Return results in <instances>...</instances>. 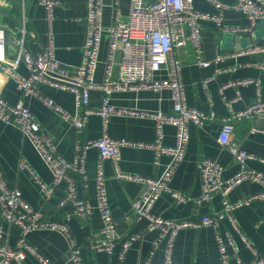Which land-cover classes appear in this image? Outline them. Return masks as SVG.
Returning <instances> with one entry per match:
<instances>
[{"label":"crops","instance_id":"0c3cea01","mask_svg":"<svg viewBox=\"0 0 264 264\" xmlns=\"http://www.w3.org/2000/svg\"><path fill=\"white\" fill-rule=\"evenodd\" d=\"M62 5L55 10V17L51 23L54 34L56 57L71 65L80 64L83 59V44L86 32L87 0H61ZM234 4L235 0H220ZM104 22L113 23L115 13L120 10L123 18H127L131 0H104ZM195 7L201 11L215 13L217 9L210 0H194ZM0 13L3 15L0 22L8 34V42L12 43L17 33V24L21 16L25 15L26 42L34 53L43 52L48 42L49 23L46 19V9L37 0H0ZM248 15L240 10H228L223 13L222 27H217L215 21L205 20L201 24L204 51L202 58L213 61L207 66L197 63V56L190 42L178 47L175 56L182 64V77L186 86L187 102L191 107L205 112H215L216 120H210L201 128L190 124V140L186 155L178 165L172 180L174 190L186 193L192 199L201 194V179L198 163L206 158H217L224 166L223 175L230 178L241 169V163L228 147H224L218 136L221 131L222 118L231 114L232 109L237 111L251 105L255 99L254 85L241 87V96L234 101L232 108L226 104V99L237 96L236 88L222 86L230 81L241 78H255L260 80L264 97V72L256 66L237 67L229 70L236 61L255 60L264 64V52H255L247 56H238L236 59L215 62L218 52L236 51L230 41H223V33L233 30L251 31L252 35L240 36L241 49L252 44L264 45V20L258 21L252 28ZM225 30H224V28ZM228 29V30H226ZM110 35L104 33L100 50V63L96 77L101 81L105 71V59L109 48ZM119 57V54L118 56ZM19 72L29 75L24 65H20ZM208 81V90L203 87V81ZM38 89L45 96L54 99L68 113L84 114L83 107L75 106L72 93L60 90L50 85L38 84ZM0 94L8 101L15 103L22 99L25 105L33 111L43 129L52 137L58 151L68 160H72L76 145L88 139L101 136L107 132L114 138H127L137 141L153 142L156 138L155 122L152 119L113 115L105 124L102 116L93 114L89 116L87 126L78 131L65 117L64 111L53 110L43 101L34 96L26 95L19 90L15 81L7 76L0 79ZM103 93L99 89L91 92L90 106L99 107L102 104ZM111 102L120 107L141 110H164L172 108L169 90L161 93L152 90H137L116 92L111 95ZM234 131L231 144L242 149L264 156V117L243 118L234 121ZM256 129V131H254ZM163 144L174 146L176 144V129L166 125ZM100 159L99 150L91 148L88 151L87 169L90 181L86 185L81 176L73 173L77 192L80 198L88 200L92 205L97 204L96 183L94 176ZM28 162L40 178L48 185H53V174L44 159L40 156L32 142L25 137L21 129L0 118V164L11 184L20 188L25 199L41 213L47 221L63 220L69 214L67 223L71 238L75 239L80 249L84 264H119V253L122 242L136 233H144L143 238L133 243L126 255V264H145L152 249V241L157 236L154 231L147 232L148 221L137 219L132 204L144 191L145 186L133 180L117 177L115 165L105 160L107 174V189L109 202L114 219L119 225L120 237L113 255L98 252L90 247V240L102 236V220L97 209L89 218L77 217L72 204L62 205L61 202L67 194L66 183L55 187L51 196H47L36 184L32 175L20 168L21 161ZM120 170L123 173L139 174L143 176H160L167 168L170 157L162 155L157 157L156 151L149 147L123 146L121 148ZM248 168L260 170L264 174V163L251 160ZM264 190V184L250 179L244 180L229 192L231 201L256 194ZM224 194L217 192L212 199L203 201L200 205L193 200L177 203L170 193L162 194L156 201L153 212L172 220L200 219L205 214L218 213L224 208ZM234 217L239 229L249 237L252 244L264 254V200H258L235 209ZM0 222L5 226L6 240L14 246L16 242L25 237L40 253L49 257L54 264H75L71 259V245L68 236L54 229H35L24 235L21 227L5 223L0 209ZM219 229L229 233L235 241L240 257L245 261L253 259V253L247 247L241 234L234 229L229 218L222 219ZM164 247L162 244L156 251L150 264H164ZM175 264H220L219 248L215 239V231L211 227L185 228L179 232L175 241ZM13 264H42L39 259L27 253L21 262Z\"/></svg>","mask_w":264,"mask_h":264},{"label":"built area","instance_id":"2783aa9c","mask_svg":"<svg viewBox=\"0 0 264 264\" xmlns=\"http://www.w3.org/2000/svg\"><path fill=\"white\" fill-rule=\"evenodd\" d=\"M46 9V19L51 25L57 7L61 0H37ZM217 12H204L195 7L194 0H131L127 18H123L120 10L115 13L112 24L104 22V0H87L86 32L83 44V59L80 64L71 65L60 61L56 57L54 34L49 27L48 42L43 52L34 53L26 42L25 15L21 16L17 24V33L12 43L8 42L6 29L0 22V79L7 76L15 81L19 90L43 101L53 110L64 111L65 117L74 127L81 131L87 124L89 116L98 114L103 117L105 124L113 115L133 116L152 119L155 122L156 138L153 142L137 141L127 138H114L107 132L101 136L79 142L72 160L65 158L57 149L50 134L43 129L41 123L20 99L12 103L0 94V118L18 126L25 137L29 139L40 156L44 159L53 174V185L45 183L25 160L20 168L27 170L36 184L49 197L55 187L66 183L67 194L62 205L70 203L74 213L80 218H89L97 209L102 220V236L90 240V247L98 252L113 255L120 237L119 225L113 217L107 189V174L104 161L110 160L116 168L117 177L127 178L145 186L141 196L133 202L132 209L137 219L148 221L146 231L157 233L152 241V249L145 264H150L156 251L162 244L164 247V264H175V241L179 232L185 228L211 227L215 231V239L219 248L220 264H264V254L255 247L249 237L239 229L234 210L242 205H248L258 200H264V190L249 195L237 201L229 199V192L244 180L264 184V174L260 170L248 168V161L259 160L264 163V156L242 149L231 144L234 121L243 118L264 117L263 87L260 80L255 78H241L230 81L222 87L236 88L237 96L226 99V104L232 108V103L241 96V87L254 85L256 95L250 106L233 110L230 115L222 118L221 131L218 141L228 147L241 163V169L230 178L223 175L224 166L217 158H206L198 163L201 179V194L192 199L186 193L171 187L172 177L183 161L190 140V124L194 123L203 128L210 120H216L215 112H205L191 107L187 102L186 86L182 77L183 64L175 56V50L190 42L197 56V63L207 66L211 62L202 58L204 41L201 24L205 20H213L217 27H222L223 13L228 10H240L248 15L252 28L258 21L264 20V0H235L234 4L220 0H210ZM0 13V20L2 18ZM224 28V27H223ZM225 30V28H224ZM228 30V29H226ZM238 30V29H236ZM233 30V31H236ZM110 35L107 57L104 61L105 71L101 81L96 73L100 63V50L104 33ZM255 52H264V45L254 43L251 46L236 51L218 52L215 62L236 59ZM119 54V57H117ZM24 65L28 76L19 72L20 65ZM256 66L264 72V64L253 60L236 61L229 70L237 67ZM203 81V87L208 90V81ZM46 84L63 91L72 93L75 106L83 107L84 114H72L65 111L54 99L45 96L38 89V84ZM99 89L103 93L102 104L91 107V92ZM152 90L161 93L169 90L172 108L164 110H141L120 107L111 102V95L116 92ZM172 125L176 129V144L165 146V126ZM256 131V129L254 130ZM123 146L149 147L156 151L157 157L168 155L169 164L164 172L157 177L139 174L123 173L120 170L121 148ZM91 148L99 150L100 159L94 176L96 183L97 204L94 206L88 200L80 198L76 188L73 173L81 176L87 185L91 177L87 169L88 151ZM224 194V208L218 213L205 214L200 219L172 220L153 212V207L159 197L170 193L177 203L193 200L200 205L203 201L213 198L215 193ZM0 209L5 223L14 224L23 230L24 235L35 229H54L68 236L71 245V259L75 264H84L80 249L75 239L71 238L67 220L69 214L59 221L42 219L41 213L25 199L23 192L11 184L0 164ZM229 218L234 229L237 230L247 247L253 253V259L243 260L239 255V248L229 233L219 229L222 219ZM144 233L131 235L122 242L119 253V264H126V255L133 243L143 238ZM27 253L35 255L42 264H54L52 260L40 253L25 237H21L14 246L6 240L5 226L0 222V264L21 262Z\"/></svg>","mask_w":264,"mask_h":264},{"label":"water","instance_id":"95a60500","mask_svg":"<svg viewBox=\"0 0 264 264\" xmlns=\"http://www.w3.org/2000/svg\"><path fill=\"white\" fill-rule=\"evenodd\" d=\"M247 35L251 36V31H244V30H236V31H230V33H223V41H230L233 45V49H241L242 46L238 43L240 40V36Z\"/></svg>","mask_w":264,"mask_h":264}]
</instances>
